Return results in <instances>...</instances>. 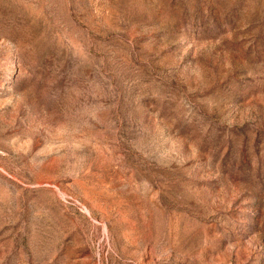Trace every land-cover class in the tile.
Segmentation results:
<instances>
[{"label":"rangeland","instance_id":"374dc122","mask_svg":"<svg viewBox=\"0 0 264 264\" xmlns=\"http://www.w3.org/2000/svg\"><path fill=\"white\" fill-rule=\"evenodd\" d=\"M0 264H264V0H0Z\"/></svg>","mask_w":264,"mask_h":264}]
</instances>
